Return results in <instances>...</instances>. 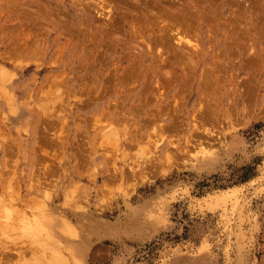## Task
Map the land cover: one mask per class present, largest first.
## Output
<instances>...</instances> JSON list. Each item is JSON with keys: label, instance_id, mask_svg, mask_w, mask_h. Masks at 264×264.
Wrapping results in <instances>:
<instances>
[{"label": "rangeland", "instance_id": "374dc122", "mask_svg": "<svg viewBox=\"0 0 264 264\" xmlns=\"http://www.w3.org/2000/svg\"><path fill=\"white\" fill-rule=\"evenodd\" d=\"M56 254L264 264V0H0V264Z\"/></svg>", "mask_w": 264, "mask_h": 264}, {"label": "bare ground", "instance_id": "6f19581e", "mask_svg": "<svg viewBox=\"0 0 264 264\" xmlns=\"http://www.w3.org/2000/svg\"><path fill=\"white\" fill-rule=\"evenodd\" d=\"M179 16V15H178ZM182 20V19H181ZM177 27V26H176ZM184 36V35H183ZM177 42L178 43H181V42H183V37L178 33L177 34ZM185 38V37H184ZM176 40V39H175ZM185 41V40H184ZM180 51V50H179ZM176 54V53H175ZM183 61V60H182ZM202 147V146H201ZM205 150V149H204ZM204 150H203V152H204ZM49 222H51V224H50V226H49V228H50V230H52V226H54V221H52V220H50ZM58 225H59V228H60V231L62 230H65V228H68V225L65 223V222H59L58 223ZM49 264H62V259L56 254L55 256H54V258H52V260H50V263Z\"/></svg>", "mask_w": 264, "mask_h": 264}]
</instances>
